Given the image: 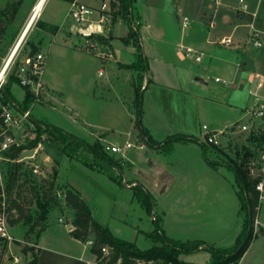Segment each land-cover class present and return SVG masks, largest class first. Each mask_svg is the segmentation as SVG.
<instances>
[{
    "label": "rangeland",
    "instance_id": "374dc122",
    "mask_svg": "<svg viewBox=\"0 0 264 264\" xmlns=\"http://www.w3.org/2000/svg\"><path fill=\"white\" fill-rule=\"evenodd\" d=\"M144 1H134L133 10L138 9L141 11L144 8V11H146ZM166 1L169 4L164 9L163 22L159 26L169 28L170 34L172 32V34L177 35L181 31L175 8L179 0H161L162 4ZM236 1L239 2V0ZM37 2L38 0H0V69L19 40ZM57 2L59 0H47L41 14L34 22L14 57L2 85L10 84L12 95L18 101H22L25 91L16 80L17 67L26 56L34 53V48L37 49L36 52L43 51L46 57L44 77L53 87L51 88L53 95L51 94L52 97H48L46 95L47 91H42L30 108L31 112L33 111V116L37 120L47 121L62 128L86 143L95 144L99 142L103 149L105 145L111 144L114 139H117L118 143L123 145L128 138L125 133L130 131L132 133L130 139L135 147L126 154L133 160L135 169L134 171L129 170L128 164L122 158L121 153L113 154L103 150L107 156L118 161V167H121L112 168L103 161H95L93 155L83 145H77L74 151L69 150L67 152L63 150V146L52 142V138L43 136L41 139L42 149L38 152L35 162L39 163L44 172L47 173L46 179L53 180V171L56 169V184L66 185L69 182L77 186L84 193L85 198L82 197L91 206L95 219L107 225L116 237L134 242L141 250L156 245L155 240L147 236L148 233L155 231L157 227L154 222L155 217L164 218L161 227L164 231L166 230L165 234L171 239L181 241L206 239L223 248L234 246L240 234L239 229L243 225V215L240 214L239 199L236 195L235 175L229 167L223 164L216 165V169H214L207 163L206 159L219 163L228 159L239 162L245 152V135L234 134L229 136L230 138L223 142L221 151L211 148L206 155H204L201 145L197 142H195L197 145L191 144L186 147L185 145L180 147L173 145L169 151L161 152L159 154L161 161L175 162L177 160L175 166L169 163L166 164L173 167L175 173H178V168H182L178 163L179 160H184V164L189 166L190 170L193 169L189 174L187 172L182 176V172L179 171L180 176H178L176 186H203L204 189L200 192V195H196V191L193 189L190 194H185V196H180L181 191L176 189L167 194H161L155 190L152 194L155 200L153 218L152 213H149L139 201L138 194H136L138 188L135 187L136 183L140 185L141 183L147 184L153 179V175H151L153 169H150L146 152L139 148L138 141L141 143L142 140L138 138L137 130L134 128V99L135 87L139 83L138 71L132 70L134 73L131 81H128L124 76L127 73L112 75L110 67L115 63L114 58L98 56L96 53L86 50L83 45L79 46L83 48L79 52L59 47L56 44L52 45L49 51V42L46 41V45L41 50V47L37 46L36 43L41 40L42 33L46 31L45 29L56 31L65 28L66 30L67 23L70 24V21H67L70 6L59 7L58 4L61 3ZM196 2L197 0L193 5ZM258 2L261 9L264 10V2L260 3V0H252L253 5H257ZM91 4L98 7L101 2L95 0ZM151 8H148L147 11L151 13L150 16L148 15L150 17L148 22L152 21L155 16ZM135 11V23L138 25L139 20ZM95 15L97 14L94 12L91 18L94 19ZM117 22L110 21L106 26L109 27L110 31L114 27L113 35L115 36L127 35L128 24L124 20L123 22ZM107 35H109V32ZM113 46L116 54H119V52L123 54L121 60H135V57L132 58L133 53L130 54L131 51L126 48L123 42L115 38ZM76 47L78 46L76 45ZM170 48V54L174 55V48ZM100 68L102 73L99 74L98 70ZM140 73L144 77L147 75V71H141ZM212 75V78L208 81L210 85L215 82V73ZM11 76L13 79H10ZM129 87H132L133 93L130 92ZM174 96L177 97V95ZM175 100L177 101V99ZM177 103H175L177 109H174L173 106L171 108L167 106L170 111L167 108L165 109L170 125H176L177 128L183 129L188 124L191 127L190 129H193L195 138L204 143V137L202 133L198 132V128H201L204 123L210 122L211 116L220 112V106L212 103H202L201 107L194 110L190 109L186 118L183 116L182 110L184 102L179 101ZM14 135L21 146H27L36 136L28 123L25 125V132L18 129L14 131ZM33 154V149H26L21 151L20 156L23 158ZM149 155L151 156V154ZM44 159H47L45 163L42 161ZM6 169L8 170L7 166ZM125 181L129 182L127 186L123 184ZM147 185L149 186V184ZM192 192L193 196H191ZM177 196L179 197L177 198ZM180 197L187 202L194 200L202 202L201 208L196 211L195 215H192L193 220H189L190 218L177 220L174 214H170L171 207L181 199ZM262 207V214H264V204ZM31 208L35 210V206ZM165 213L167 216L164 215ZM52 214L57 217H64V224L67 228L70 227L69 218L71 215L64 205H62V208H50L47 220ZM28 230L29 226L23 224L15 227L9 226L13 242L11 251L7 253L8 257H12L13 254H21L24 260H27L29 252H31V255L37 254L36 248L27 244L28 242L37 244L35 235H29ZM256 239H254L255 242ZM256 250L259 253L261 252L260 256L262 258L260 259L264 260V245L262 248L257 245ZM209 258L210 252L206 249L180 256L182 261L190 264H204L209 261ZM258 258H254V260H251L252 262L247 261V264L257 263ZM146 264L151 263L146 262ZM152 264L163 263L154 261Z\"/></svg>",
    "mask_w": 264,
    "mask_h": 264
},
{
    "label": "crops",
    "instance_id": "0c3cea01",
    "mask_svg": "<svg viewBox=\"0 0 264 264\" xmlns=\"http://www.w3.org/2000/svg\"><path fill=\"white\" fill-rule=\"evenodd\" d=\"M78 1L87 4L94 10L97 15H95L96 17L93 20L99 18L98 10L101 4L98 7H94L91 3L95 0ZM97 1L101 2L102 0ZM195 1L179 0L177 6L175 5L177 10L176 16L181 25V31L177 35L172 34V32L170 34L168 31L169 28L159 26L163 22L162 14L165 11L164 9L169 4H167V1L162 4L161 0H145L146 11H144V8L141 11L138 9L136 11L134 10L136 17L140 16L138 20L141 25L142 46L149 62V71L146 77H144L143 86V124L153 138L159 142L174 134H182L195 138L193 129H190L191 127L188 124L183 129H179L176 125L171 126L168 121L165 109L167 106H170V108L173 106L174 109H177L175 103L179 101L184 102V105H181L183 116L186 118L190 109H197L201 107L202 103H212L220 106V112L212 115L210 122L204 123L201 128H198V132L202 133V136L204 134L203 126H208L210 130L217 132L233 124L244 122L242 120H246V116L244 115L245 111L254 104V96L251 94L252 86L249 83V79L256 73L264 75V47L255 48L249 41L250 34L253 30H257L261 35H264V10L261 9L259 2L257 5H253L252 0H239V2L236 0H197L196 4L193 5ZM260 1V3L264 2V0ZM57 3H61L58 4L59 7H66L71 4L61 0ZM150 7H152L151 9L154 11L153 14L155 16L152 21L150 20L148 22L151 13L147 11ZM183 17H188L190 21L185 28L182 25ZM117 21L123 22L120 18ZM113 28L110 31L109 27H107L106 38L101 37L99 39L105 42L108 49L112 52V57L115 62L110 67L112 75H116V73H127L124 76H126L128 81H131L134 72L123 66L133 63L134 60H121L123 54H120V52L116 54L113 46L115 38L123 42V38L128 35L129 30L125 36H115L113 35ZM61 29L56 31H48L45 29L46 31L42 33L41 40H38L36 45L43 50L42 48L46 45L47 41L49 42V51L51 46L55 44L59 47L75 50V52L81 51L83 48L80 47L81 45L85 46V41L70 31L69 23H67L66 30L65 28ZM108 32L109 35L111 33L110 36L107 35ZM225 38H229L232 43L230 45L220 44V41ZM181 41L197 52L203 53L202 61L196 62L193 57L183 56L177 48V45ZM170 47L174 48V55L170 54ZM126 48L131 51L130 54L133 53V57H131L134 59L135 52H137L136 47L126 45ZM41 52L43 53V51ZM98 71L100 74L102 69L100 68ZM213 73H215V79L220 78L226 81L227 84L215 81L210 85L208 81L212 78ZM149 80L150 83L147 85V81ZM43 82L47 91L46 95L52 97L51 94L53 95V93H51V88L53 87L45 79L44 73ZM129 89L133 93L132 87H129ZM174 95H177V97ZM261 95L264 96V90L261 91ZM46 101L48 100L46 99ZM170 108L167 109L170 111ZM125 134L128 138L123 145H120L117 139H114L112 141L114 143L111 142V144L121 146L124 150L122 158L128 164L129 170L134 171V162L126 153L134 148L135 144L130 139L132 133L128 131ZM136 140L138 141V139ZM128 143L133 144L134 147L125 148ZM138 143L140 144L139 148L146 152V159L148 160L150 169H153V173L151 172L153 179L147 183L149 186L141 183L151 194L155 190L161 194H167L175 191V189L181 191L180 196L190 194V191L193 189H195L196 195L201 194L200 192L204 189L203 186H176L178 176H180L179 171L180 173L182 172V176L185 173L187 174V172L189 174L193 170H190L189 166L184 164V160L178 159V163L182 168H178V173H175L172 169L173 167H169L166 164L169 163L175 166L177 160L175 162L161 161V157H159L160 150L151 149L139 141ZM191 144L197 145L193 141L174 143L176 147L182 145L186 147ZM126 183L129 184L128 181ZM133 183L135 184L136 182ZM66 185H70V187L80 191L85 198L84 193L77 186L69 182ZM191 196H193V192ZM201 203L195 200L187 202L181 198L171 207L170 214H174L177 220L181 218H190L189 220H193L192 215H195L196 211L201 208ZM65 208L71 215L69 218L70 227L67 228L66 224H64V217H57L55 214L48 217L46 228L41 233L36 244L38 249L36 254L38 257L37 264H92L94 261L95 256L91 253L90 246L71 236L70 232L74 228L73 211L67 207ZM262 208L259 213L260 223L256 227V240H259L258 244L256 243L257 241H254L250 245L239 264H247V261L250 262L258 257L257 263L253 264H264V260L260 259L262 258L260 256L261 252L259 253L256 250L257 245H260L261 248L264 245V214H262ZM164 215L167 216L166 213ZM101 224L107 227V225ZM239 230L240 233L242 226ZM195 240L204 241L208 246L223 248L206 239Z\"/></svg>",
    "mask_w": 264,
    "mask_h": 264
},
{
    "label": "trees",
    "instance_id": "16d2710c",
    "mask_svg": "<svg viewBox=\"0 0 264 264\" xmlns=\"http://www.w3.org/2000/svg\"><path fill=\"white\" fill-rule=\"evenodd\" d=\"M72 3L75 0H61ZM135 0H111L112 22H116L118 17L123 19L129 26V33L123 38L126 45H133L137 48L135 60L129 65L123 66L126 69L138 71V86L135 87V119L134 128L138 132V138L143 144L151 149H158L161 152L168 150L176 142L193 141L201 145L204 155L209 149H217L200 142L192 136L177 134L167 137L166 140L156 141L150 134L149 130L143 124V86L144 76L141 71H149V62L144 54L140 28L141 25H136L133 4ZM4 11V10H3ZM140 19V16H137ZM34 53L37 51L34 48ZM33 53V54H34ZM10 79H13L11 76ZM17 80V79H16ZM9 83V82H8ZM150 80L147 81V85ZM147 87V86H146ZM25 96L22 101H18L11 93L10 84L2 85L0 88L2 98L0 105L10 104L20 112L29 110L37 97L27 88H23ZM2 101V102H1ZM1 112V108H0ZM30 120L34 126L33 132L35 138L27 146H15L10 151L11 158H17L21 151L35 148L43 136L52 138V142L63 146V150L69 152L74 151L77 145H83L93 155L95 161H103L112 168H121L119 162L107 156L103 151L102 145L98 142L89 144L79 139L78 137L67 133L62 128L53 125L50 122L37 120L32 114ZM218 151V149L216 150ZM207 163L216 169V165H225L234 173L237 184V196L240 201V214L243 215L242 230L236 240L234 246L229 248H214L207 246L201 240L181 241L169 238L162 229V217H155L156 229L147 236L155 240L156 245L146 250L139 249L134 242L116 237L111 230L99 223L93 216L91 206L83 199L79 191L73 187L56 184L57 170L53 171V180L39 179L32 174L31 170L23 169L20 164L11 165L9 167L10 180L9 188L15 190L16 198L12 201L11 209L14 210L10 217V226L15 227L23 224L29 226L27 233L34 234L36 240L46 228L47 215L50 208H62V205L73 211V226L70 234L73 238L88 243L91 241L90 251L98 259L102 256V247H110V257L112 261L118 258L122 259V264H134L135 260L161 261L164 264H190L182 261V254H190L202 249L210 252V260L204 264H239L242 257L257 237L255 231L254 219L256 208L259 205V193L255 189V181L251 180L241 164L228 159L221 163L206 159ZM39 179V180H38ZM136 194L141 204L153 214L155 209V200L153 195L142 185L137 184ZM58 191L60 194H58ZM63 204H62V202ZM35 206V210L33 207ZM29 241V239H28ZM38 257L33 255V258L27 264H37Z\"/></svg>",
    "mask_w": 264,
    "mask_h": 264
},
{
    "label": "built area",
    "instance_id": "2783aa9c",
    "mask_svg": "<svg viewBox=\"0 0 264 264\" xmlns=\"http://www.w3.org/2000/svg\"><path fill=\"white\" fill-rule=\"evenodd\" d=\"M98 11L99 18L93 20L91 19V15L94 13V10L87 4L75 0L70 4L67 21H70V31L85 41L84 48L92 53H96L98 56L111 58L112 52L108 49L105 42L99 39L101 37L106 38V24L112 19L113 9L111 7V0H102ZM189 22L188 17H183V28ZM249 41L255 48L264 47V35H261L257 30L252 31ZM231 43L232 41L229 38L220 41L222 45H230ZM177 48L183 56L193 57L196 62L202 61L203 53L197 52L183 41L177 45ZM45 65V54L36 52L26 56L16 70L18 84L22 88H27L36 97L40 96L42 91L46 90L43 82ZM215 81L227 84L226 81L220 78H216ZM2 83L0 84V88ZM249 83L252 86L251 94L254 96V104L245 111L244 115L246 116V120L217 132L210 130L208 126H203V137L205 144L220 150L223 147L224 139L227 140V138H230L229 136L234 134L245 135V152L238 163L246 170L251 180L255 181V189L259 193V205L256 208L254 219V225L257 227L260 223L259 213L264 204V96L261 95V91L264 90V75L258 73L253 74L249 79ZM0 108V264H27L32 260L31 257L33 254L31 255V252L28 253L29 258L27 260H24L21 254H13L12 257H8L7 254L8 251H11L13 242V237L9 232V226L10 217L14 213V210L11 209L12 201L16 198L15 190L9 188V167L20 164L23 166V169L31 170L35 177L46 179L47 173L44 172L39 163L35 162L38 152L42 149V143L39 142L33 148L34 154L32 156L22 158L19 155L17 158H11L9 153L12 148L21 146L16 141L14 131L19 129L25 132V125L27 123L32 131L34 129L30 120L32 112L31 109L20 112L10 104H2ZM130 147H134V145L128 143L125 148ZM104 150L113 154H124V150L119 145L108 144L105 145ZM46 160L44 159L42 161L45 163ZM58 193L60 192L58 191ZM27 244L30 247H35V251L38 252L36 244L30 242ZM87 244L90 246L91 241ZM101 251L102 256L98 259L95 257L92 264H122L121 258H118L116 261L111 260L109 246L102 247ZM134 264H146V261L137 259Z\"/></svg>",
    "mask_w": 264,
    "mask_h": 264
},
{
    "label": "bare ground",
    "instance_id": "6f19581e",
    "mask_svg": "<svg viewBox=\"0 0 264 264\" xmlns=\"http://www.w3.org/2000/svg\"><path fill=\"white\" fill-rule=\"evenodd\" d=\"M46 2H47V0H38V2L35 4L33 11H32V14H31L30 18L28 19V22H27L19 40L17 41L16 45L14 46L10 56L7 58V60L3 64L2 68L0 69V84L5 80L7 72L10 68V65H11L14 57L16 56L18 50L20 49L26 35L30 31L34 22L36 21V19L41 14Z\"/></svg>",
    "mask_w": 264,
    "mask_h": 264
},
{
    "label": "water",
    "instance_id": "95a60500",
    "mask_svg": "<svg viewBox=\"0 0 264 264\" xmlns=\"http://www.w3.org/2000/svg\"><path fill=\"white\" fill-rule=\"evenodd\" d=\"M123 184L127 186V183H126V181H125ZM152 217L154 218V215H152Z\"/></svg>",
    "mask_w": 264,
    "mask_h": 264
}]
</instances>
